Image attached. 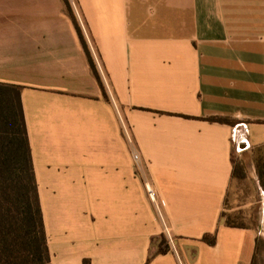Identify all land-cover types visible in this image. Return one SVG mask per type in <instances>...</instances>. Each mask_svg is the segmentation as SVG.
Returning a JSON list of instances; mask_svg holds the SVG:
<instances>
[{"label":"crops","instance_id":"1","mask_svg":"<svg viewBox=\"0 0 264 264\" xmlns=\"http://www.w3.org/2000/svg\"><path fill=\"white\" fill-rule=\"evenodd\" d=\"M68 1L105 96L63 0H0L50 263L252 264L264 198L259 230L220 216L232 158L264 144V0Z\"/></svg>","mask_w":264,"mask_h":264},{"label":"trees","instance_id":"2","mask_svg":"<svg viewBox=\"0 0 264 264\" xmlns=\"http://www.w3.org/2000/svg\"><path fill=\"white\" fill-rule=\"evenodd\" d=\"M63 3L74 22L92 73L105 96L103 83L70 3L68 0H63ZM21 91L19 86L0 83V264H51ZM206 120L230 125L237 123L226 117H208ZM249 152L261 180L264 177V144L252 147ZM232 165V179L244 180L246 172L239 154L232 158ZM226 201L227 198L224 206ZM220 222L232 228H252L237 223L224 212L221 213ZM216 240L217 232L202 238L209 246L215 245ZM151 245L156 247V251L148 257L147 262L170 250V242L164 235L152 238ZM256 255L257 252L252 264Z\"/></svg>","mask_w":264,"mask_h":264},{"label":"rangeland","instance_id":"3","mask_svg":"<svg viewBox=\"0 0 264 264\" xmlns=\"http://www.w3.org/2000/svg\"><path fill=\"white\" fill-rule=\"evenodd\" d=\"M240 155L244 163L246 178L242 181L233 180L228 191L224 213L231 215L237 223H244L246 226L259 230L263 210L264 177L261 180L258 178L250 153ZM254 264H264V228L259 236Z\"/></svg>","mask_w":264,"mask_h":264},{"label":"built area","instance_id":"4","mask_svg":"<svg viewBox=\"0 0 264 264\" xmlns=\"http://www.w3.org/2000/svg\"><path fill=\"white\" fill-rule=\"evenodd\" d=\"M132 158H133V161L135 163H138L139 162V155L137 153H133ZM146 192H147L148 198L152 202H155V196L156 195H155L154 190L151 187H149L148 185H146Z\"/></svg>","mask_w":264,"mask_h":264},{"label":"water","instance_id":"5","mask_svg":"<svg viewBox=\"0 0 264 264\" xmlns=\"http://www.w3.org/2000/svg\"><path fill=\"white\" fill-rule=\"evenodd\" d=\"M245 143V146L239 148V152L244 151L248 148V145L246 144V141H243Z\"/></svg>","mask_w":264,"mask_h":264}]
</instances>
